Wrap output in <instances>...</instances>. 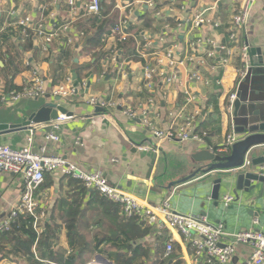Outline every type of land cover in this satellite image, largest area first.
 <instances>
[{
	"label": "crops",
	"instance_id": "crops-1",
	"mask_svg": "<svg viewBox=\"0 0 264 264\" xmlns=\"http://www.w3.org/2000/svg\"><path fill=\"white\" fill-rule=\"evenodd\" d=\"M89 1L75 0L79 15L73 17L69 0H0V82L6 91L19 89L35 74L47 82L49 91L67 84L79 89V97L59 103L73 116L60 124L58 130L53 123L14 130L1 136L0 144L19 150L28 147L32 139L30 147L34 153H41L45 147L46 155L64 158L87 173L100 170L112 186L135 196L144 206L157 207L168 202L176 212L206 216L213 224H224L230 233L254 228L264 233V191L260 185L252 192L235 194L234 178L239 170L199 173L167 189L171 183L181 181L201 167L193 158L198 151L215 150L224 143L234 123L233 111L227 110L229 96L241 86L239 93L250 102L257 92V84L263 82L264 0H257L248 29L231 57L217 51L215 59L208 58L206 52L210 48L202 46L195 54V62L188 58L191 45L199 40L231 46L229 27L241 0H132L130 5L126 0H100L101 13L97 16L85 15ZM13 12L15 19H10L9 14ZM198 15L209 23L195 29L192 20ZM27 17L47 32L61 27L65 30H60L59 37L44 51L41 39L33 33L26 40L22 39L21 28L16 22ZM122 19L130 21L126 41L118 35H108ZM90 20L106 21L102 43L96 49L84 48L85 38L99 26L98 22L93 24ZM123 45L135 54H129L121 48ZM244 45L250 48V65L253 62L257 67L251 83L241 85L238 71L242 64L238 53ZM253 49L259 52L252 55ZM115 50L117 63L104 75L102 62ZM170 50L175 52L173 68L166 58ZM100 54L102 58L96 62ZM159 59L163 61L161 64ZM147 69L155 71L151 78L146 76ZM174 69L179 81L169 83V73ZM103 95L117 103L116 110L96 113V108L83 101L86 97ZM54 99L49 94L41 99H22L12 105L0 104V124L26 122ZM141 107L155 111L163 129L169 126L170 112L185 110L188 115H196V132L203 137V143L163 142L158 146L139 119H127L121 112ZM50 132H56L60 140L47 141L46 135ZM246 136L240 135V139ZM259 157H264V146L250 154L248 162ZM220 179L218 198L214 199V181ZM24 189L21 176L0 172V223L10 215ZM41 192L50 195L46 225L56 230L55 251L65 264H69L76 253L69 244L67 223L70 218L76 223L80 215L89 226L86 234L94 255L78 264H120L118 249L130 257L135 255L137 264H193L192 249L185 246L177 232L167 230L158 235L155 226L141 223L137 226L146 228L139 230L128 223L117 227V208L89 206L92 193L82 192L79 183L60 172L46 174ZM228 195H233L235 202L225 207L223 199ZM75 200L80 201L79 209L71 207ZM96 216L103 218L101 227L96 224ZM255 219L259 220L256 227L253 226ZM170 239L174 240L173 250L167 255ZM107 246H113L114 251L105 249ZM34 251L40 258L37 247ZM251 253L249 247L237 246L231 264H246ZM24 256L11 255L8 262L5 258L1 264H32L33 259ZM41 260L42 264H57L50 259ZM200 264L208 263L203 258Z\"/></svg>",
	"mask_w": 264,
	"mask_h": 264
},
{
	"label": "built area",
	"instance_id": "built-area-1",
	"mask_svg": "<svg viewBox=\"0 0 264 264\" xmlns=\"http://www.w3.org/2000/svg\"><path fill=\"white\" fill-rule=\"evenodd\" d=\"M256 2L257 0H241L239 8L235 10L229 27V40L231 44L229 48L220 46L211 40H199L197 43L191 45V54L188 60L195 62V54H197L202 46L210 48L206 52L208 58L215 59L217 51H223L228 58L231 57L240 43L241 37L248 29ZM125 3L130 5L132 0H126ZM69 5L71 16L77 17L79 9L75 0H69ZM151 6L154 7L155 4H151ZM100 12V0H90L85 9V15L97 16ZM9 18L15 19V13H10ZM208 23V19L201 15L196 16L192 20V26L195 29ZM16 25L21 28L22 39L26 40L30 37L31 33L37 39H41V48L44 51H47V47L55 38L59 37L60 30H65V27H61L47 32L42 25L35 23L31 17L18 20ZM1 31L3 32V30ZM129 33L130 21L122 19L117 25L112 27L108 35H118L123 41H126ZM149 44L147 42V45ZM249 53L250 48L248 45H244L238 53L242 64V68L238 71V78L241 82L246 77L250 68ZM166 58L168 59L169 66L173 68L176 59L175 52L170 50ZM117 60L118 56L115 50L111 57L102 62L104 75L109 73L112 66L117 63ZM227 61L228 59L223 61V64L226 65ZM162 62L159 59V63L161 64ZM153 73L155 71L147 69V78H151ZM167 81L169 83L179 81V74L175 69L169 73ZM49 94L55 98H60L61 101L59 103L65 104L70 99L79 97V89L71 84H67L56 86L49 91L47 82L36 74L31 79H27L19 89L13 91H6L4 84L0 82L1 105H12L22 99H41ZM237 94L238 92L236 91L228 98L227 110L229 112L234 111ZM83 101L87 105L94 108H102L105 111L116 110L118 107L117 103L106 95L101 97H86L83 98ZM121 112L127 119H139L141 126L150 133L158 146L163 142L180 144L191 142L203 143V137L196 132V115H188L185 110L169 113L171 121L167 129H163L160 126L158 114L155 111H151L150 108L141 107L137 110L126 108ZM70 119H72V116L59 115V118L52 122L55 130L59 129L60 124ZM46 139L47 141L58 142L60 137L56 132H50L46 135ZM240 140V134L236 133V127L233 123L232 130L224 143L211 151L218 155H228L233 146ZM30 145H32V139L29 140L28 147L19 150L0 144V172L21 176L25 183V189L19 202L10 212V215L0 223V236L10 230L15 220L27 217L33 219L32 227L38 237L40 238L43 235L46 228L45 224L48 220L47 206L50 201V195L46 192H41V187L45 181L46 174L60 172L63 176L82 183L89 193H97L107 201L120 205L121 213L126 218H137L139 223L143 225L155 226L158 235H162L167 230L177 232L182 237L185 246L192 249L193 264H200L203 258L208 264H231L239 245H245L252 250L246 264H264V233L256 228L240 233H230L224 224H213L208 221L206 216L195 217L190 214L176 212L168 202L157 207L144 206L135 196L112 186L102 171L98 170L87 173L64 158L46 155L45 147L41 149V153H34ZM142 149L148 150V148ZM248 165L249 162L246 160L245 166ZM258 173L264 177V163L258 168ZM234 202L235 197L233 195H228L223 199L225 207H229ZM258 224L259 220L255 219L253 226L256 227ZM173 242V239L169 240L166 249L167 255L173 250ZM34 255L37 261L43 262L35 251ZM9 260L8 258L4 261L8 262Z\"/></svg>",
	"mask_w": 264,
	"mask_h": 264
},
{
	"label": "water",
	"instance_id": "water-1",
	"mask_svg": "<svg viewBox=\"0 0 264 264\" xmlns=\"http://www.w3.org/2000/svg\"><path fill=\"white\" fill-rule=\"evenodd\" d=\"M256 52L259 51L253 49L251 54L253 55ZM261 63L263 62L261 61ZM256 67V64L251 62L246 77L240 83L241 85L251 83L256 77ZM256 87L255 97H252L249 102L248 98H242L239 93L240 86L237 100L234 103L233 122L236 127V133L247 136L236 143L227 156H220L207 149L198 151L193 158L197 163L201 164V167L181 181L171 183L167 189H171L178 183L189 181L199 173L209 174L212 172L239 170L234 178L235 194L238 192H252L260 185L261 190L264 191V177L258 173V168L264 163V157L254 158L248 166H245V161L248 160L249 155L255 154L257 148L264 146V80L261 84H257ZM60 101V98H55L53 103L45 104L40 110L33 113L26 122L0 124V137L14 130H24L32 126L39 128L57 120L59 115L73 116V113L68 112L64 105L59 104ZM104 112V109L96 108V113ZM221 184L222 179L214 181L212 193L214 199L218 198ZM98 259L105 260L103 257H98Z\"/></svg>",
	"mask_w": 264,
	"mask_h": 264
},
{
	"label": "trees",
	"instance_id": "trees-1",
	"mask_svg": "<svg viewBox=\"0 0 264 264\" xmlns=\"http://www.w3.org/2000/svg\"><path fill=\"white\" fill-rule=\"evenodd\" d=\"M101 13V12H100ZM91 23L97 24V20H90ZM105 22H98L99 26L93 28V34L91 36H87L84 41V48H98L101 45L102 37L105 33ZM124 48L128 51L129 54H135L134 51H130V48L127 46H121V48ZM120 51V47H119ZM121 52L123 53L122 49ZM97 61H100L102 58V55H98ZM46 177V175H45ZM71 181H74L71 179ZM80 184V190L83 192L87 191L83 184L75 181ZM44 189V188H43ZM90 201L88 203L89 206H94L95 208L97 205L99 207H110V208H117V212L115 213V221L117 223V227L120 225H126V223L133 225V227H136L137 229L146 228L142 225L137 226V223H139V220L137 218H126L121 213V206L112 202L107 201L103 197H101L97 193H92L90 195ZM77 199V198H76ZM78 200V199H77ZM75 200L73 203H71L72 209H79V203L80 201ZM119 210V211H118ZM77 216V215H76ZM70 217V215H69ZM120 221H118L119 219ZM85 221L83 218V215H80L79 217H76V223L75 221H72L71 218L68 220L67 226H68V239L69 244L73 248H75L76 253L69 259V264H78L84 262L86 259H88L90 256L94 255V250L92 249V246L88 240L87 232L89 231V226L84 224ZM32 221L33 219L30 217L27 218H19L14 221L12 224L10 230L8 232L3 233L0 236V264L1 261L5 258H9V256L14 255H25L24 257H28L32 260V264H42L39 261L35 259V255L33 253V248L36 246L38 249V253L41 259L46 260L50 259L53 261H57V264H65L63 259L61 257L57 256L56 253V247H55V238H56V230L53 229V227L48 226V221L46 222V228L43 233V235L39 238L37 233L33 230L32 227ZM103 222L102 216H96V224L101 227ZM140 224V223H139ZM108 248H105L107 250L114 251L113 246H107ZM129 248L132 249V246H129ZM118 253L117 258L119 259L120 264H137V259H134L133 255L130 257L128 254H124L120 252V249L116 250ZM133 253L136 254V250L133 251Z\"/></svg>",
	"mask_w": 264,
	"mask_h": 264
},
{
	"label": "rangeland",
	"instance_id": "rangeland-1",
	"mask_svg": "<svg viewBox=\"0 0 264 264\" xmlns=\"http://www.w3.org/2000/svg\"><path fill=\"white\" fill-rule=\"evenodd\" d=\"M220 156H222V155H220Z\"/></svg>",
	"mask_w": 264,
	"mask_h": 264
}]
</instances>
